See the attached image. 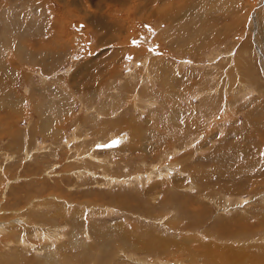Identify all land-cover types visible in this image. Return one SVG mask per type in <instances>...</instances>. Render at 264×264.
<instances>
[{"label": "rangeland", "instance_id": "obj_1", "mask_svg": "<svg viewBox=\"0 0 264 264\" xmlns=\"http://www.w3.org/2000/svg\"><path fill=\"white\" fill-rule=\"evenodd\" d=\"M229 2L0 0V264H264V0Z\"/></svg>", "mask_w": 264, "mask_h": 264}, {"label": "bare ground", "instance_id": "obj_2", "mask_svg": "<svg viewBox=\"0 0 264 264\" xmlns=\"http://www.w3.org/2000/svg\"><path fill=\"white\" fill-rule=\"evenodd\" d=\"M202 1V0H201ZM206 1V0H205ZM231 1V0H230ZM197 2H198V0H197ZM204 2V1H203ZM218 2V1H217ZM221 2H223L224 3V6L225 7H230V5H231V2H229V0H220V3ZM206 6V5H205ZM198 8V7H197ZM16 9V8H15ZM35 9V8H34ZM33 9V10H34ZM227 9V8H226ZM35 12H37L36 10H35ZM186 12V11H185ZM31 15H35L34 13H33V11H32V13H30ZM178 15V14H177ZM187 16V15H186ZM166 17L168 18V15H166ZM184 20H186V19H184ZM182 22V21H181ZM185 22V21H184ZM183 22V23H184ZM180 23V22H179ZM196 25V24H195ZM17 26H14V25H12V31H14V29L16 28ZM192 27V26H191ZM7 28H9V25L7 26ZM188 28L189 27H186L185 29H182V35H184L185 33H194V30H191V31H188ZM9 30H10V28H9ZM179 30V29H178ZM204 36V35H203ZM6 46V45H5ZM19 47V46H18ZM4 48H6V47H4ZM13 51H14V49H12ZM16 50V49H15ZM29 59H30V57H29ZM31 60V59H30ZM57 60V59H56ZM116 141H117V143H116V145H119L118 143H120V140L119 139H117L116 138ZM105 145V144H104ZM104 145H99L97 148L98 149H109V148H113V147H115V146H111V147H105ZM190 245H185L184 247L183 246H181L180 248H185V251H186V253L185 254H187L186 256L187 257H189L188 258V260L190 261V262H192V261H194L195 260V253H197L200 257H201V259L203 258V256H204V254L205 253H210L211 252V250H212V246H209V245H206V246H208L207 247V249L206 250H203V249H200L199 251H197V250H195V249H193V247H189ZM234 252H232V253H227V255L229 256V255H231V254H233ZM196 257H198V256H196ZM55 260V259H54ZM179 262V261H178ZM181 262H183L182 260H181ZM158 264V263H157ZM163 264V263H162ZM178 264H180V262L178 263ZM223 264V263H222ZM229 264H240V263H235V262H233V263H229Z\"/></svg>", "mask_w": 264, "mask_h": 264}, {"label": "water", "instance_id": "obj_3", "mask_svg": "<svg viewBox=\"0 0 264 264\" xmlns=\"http://www.w3.org/2000/svg\"><path fill=\"white\" fill-rule=\"evenodd\" d=\"M117 143L116 139H111L108 142H106V144L104 145L105 147H111V146H115Z\"/></svg>", "mask_w": 264, "mask_h": 264}]
</instances>
